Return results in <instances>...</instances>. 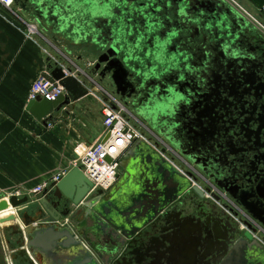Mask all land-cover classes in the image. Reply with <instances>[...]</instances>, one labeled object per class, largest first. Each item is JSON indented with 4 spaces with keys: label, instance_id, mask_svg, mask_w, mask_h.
<instances>
[{
    "label": "water",
    "instance_id": "1",
    "mask_svg": "<svg viewBox=\"0 0 264 264\" xmlns=\"http://www.w3.org/2000/svg\"><path fill=\"white\" fill-rule=\"evenodd\" d=\"M91 1L14 0V5L34 18L42 32L47 31L46 27L56 29L51 31L52 34L70 40L73 35H84L93 18L98 22L101 20L91 7L100 5L101 0L90 5ZM227 6L231 5L226 0H208L202 4L201 8L207 14L204 22L209 21V14L215 13L225 23ZM231 7L235 9L237 23L251 27L244 15ZM175 13L172 8L163 17L174 22ZM195 13L196 10L187 12L189 22L194 21ZM164 29L160 30L161 35L172 37L170 49L174 53L181 52L177 45L181 34L171 35L168 25ZM191 31L184 28L189 46L193 41ZM52 41L61 45L58 38ZM134 46V43L128 44L127 50L119 45L111 46L107 54L97 60L95 70L103 63L110 67L108 73H111L117 95L128 88L125 80L129 71L135 72L130 68L131 57L127 54ZM49 69V77L64 89L65 94L52 102L38 98L26 106L27 112L44 126L64 107L95 92L87 88L80 74L72 75L71 69L65 72L57 63L53 67L49 65ZM86 74L94 77L89 70ZM138 117L152 129L143 115L138 114ZM118 172L120 179L105 195L100 190L90 192L92 184L79 167H73L33 200L25 196L1 201L0 213L12 210V213L0 216L2 263L13 264L16 256L25 254L30 264H264V246L250 233L241 232L238 224L211 200L204 199L202 191L187 178H192L191 174H181L145 141L138 140L131 147L121 159ZM193 180L197 181L194 177ZM71 207L74 208L72 213ZM246 212L264 227L260 215L248 208ZM69 215L70 219H66ZM183 215L192 216L191 233L193 227L213 232L209 239L218 245V254L212 256L205 252L204 256L198 257L190 254L182 260L174 252L177 249L174 242L178 240L175 234L172 238L167 236V240L164 238V243L159 242L160 237L151 238L152 234L159 235L162 230L175 232ZM63 220L65 223L61 224ZM195 236L199 239L198 232ZM12 238L16 240L15 244H12ZM194 241L198 243L196 239ZM206 241L200 242L199 246L206 247ZM155 242L159 244V251L154 249Z\"/></svg>",
    "mask_w": 264,
    "mask_h": 264
},
{
    "label": "flooded vegetation",
    "instance_id": "2",
    "mask_svg": "<svg viewBox=\"0 0 264 264\" xmlns=\"http://www.w3.org/2000/svg\"><path fill=\"white\" fill-rule=\"evenodd\" d=\"M205 2L101 0L100 5L91 6L101 20L93 18L84 35H73L70 40L62 37L57 47L73 62L90 63L91 74L106 83L127 109L143 115L153 131L190 160L209 185L264 221L262 32L237 23L232 5L226 8L225 23L215 13L204 22L207 14L201 5ZM172 8L174 22L163 17ZM192 10L197 13L189 22L186 14ZM21 14L18 18L23 22L37 25L30 15ZM162 25L171 28V35L181 34L177 38L181 52L170 49L172 37L161 35ZM184 28L193 32L191 46ZM88 31L95 36H87ZM131 43L136 47L127 54L135 72L129 71L128 88L117 95L110 67L103 63L95 70V66L111 46L127 50ZM12 263L30 264L25 254Z\"/></svg>",
    "mask_w": 264,
    "mask_h": 264
},
{
    "label": "crops",
    "instance_id": "3",
    "mask_svg": "<svg viewBox=\"0 0 264 264\" xmlns=\"http://www.w3.org/2000/svg\"><path fill=\"white\" fill-rule=\"evenodd\" d=\"M232 2L264 26V11H261L264 0ZM13 10L22 15L15 5ZM31 24L43 38L37 35L32 39L27 38L20 19L0 7V202L10 197L25 196L33 200L36 197L33 189L43 184L51 186L54 177H62L75 167L76 156L73 151L77 145H92L102 135V129L92 127L88 117H78L76 113L90 97L64 107L47 126L27 112L29 89L38 78L49 77V65L53 67L57 63L70 69L63 59L68 57L62 55L57 47L59 44L52 41L62 38L52 34L51 31L56 29L46 27V37L37 25ZM250 25L258 31L252 23ZM261 39L264 41L263 33ZM119 179L118 172L117 181ZM115 184L103 194L109 193ZM70 209L72 213L74 208ZM188 217L181 216L180 226L175 228V232L166 229L159 235L151 233V238L160 237L159 242L164 243V238L167 240V236L172 238L175 234L178 240L174 242L177 246L174 252L182 260H185L186 255L193 254V251L196 257L204 256L205 252L212 253V256L218 254V245L215 246V242L209 239L213 232L199 231L193 227L194 232L191 233L189 223L192 216ZM200 220L203 218L200 217ZM196 232L199 239L195 236ZM206 240V247H200L199 243ZM11 241L15 244L16 240L12 238ZM155 243L154 249L159 251V244Z\"/></svg>",
    "mask_w": 264,
    "mask_h": 264
},
{
    "label": "built area",
    "instance_id": "4",
    "mask_svg": "<svg viewBox=\"0 0 264 264\" xmlns=\"http://www.w3.org/2000/svg\"><path fill=\"white\" fill-rule=\"evenodd\" d=\"M226 1L235 7L236 4H234L232 0ZM13 6L14 0H0L1 8L18 17L19 15L13 10ZM261 11L263 12L264 8H262ZM247 16L251 18L249 15ZM21 23L24 29L23 33L27 38L32 39V37L36 35L43 38L34 25L23 21H21ZM63 59L70 67L71 74L74 76L80 74L87 88L90 91H95L91 95L96 96L102 105L103 120L101 137L92 145L87 146L79 144L74 149V154L77 158L74 166L79 167L83 175L92 184L90 192L100 190L102 193H106L117 181L121 159L138 140H143L181 174L185 176L191 174L192 178L188 176L187 178L191 181L192 185L198 187L202 191L204 199L211 200L238 224V229L241 232L250 233L254 240L264 246L263 226L236 205L224 193L212 185H209L188 159L173 148L163 137L156 134L132 111L127 109L118 100L116 95L106 91L96 77L88 76L86 74L87 70H81L80 67L70 59H65V57H63ZM61 67L65 72L68 71L67 67L65 68L62 65ZM64 94V89L50 77H40L31 85L27 100L29 102L39 98L52 102ZM193 177L196 178L197 181H194ZM59 178L61 177H55L53 182L55 183ZM46 188H48L46 184L37 186L32 191L33 195L38 196ZM9 210L8 213L2 215L12 213V210Z\"/></svg>",
    "mask_w": 264,
    "mask_h": 264
},
{
    "label": "rangeland",
    "instance_id": "5",
    "mask_svg": "<svg viewBox=\"0 0 264 264\" xmlns=\"http://www.w3.org/2000/svg\"><path fill=\"white\" fill-rule=\"evenodd\" d=\"M236 9L238 8V10L240 11V13L242 15H244L250 22H252V24L254 26H256V28H258L263 34H264V26L258 22L254 17H252L250 15L251 18H249L247 15V13H245L244 11L240 10L238 6H236ZM22 21V20H21ZM20 21V22H21ZM78 65V67H80L81 70H88V68L90 67V63L88 62H82V63H79V62H74ZM102 85V87L112 93L108 87V85L105 83H100ZM113 94V93H112ZM90 99L85 103V106H83V108L81 110H78L77 115L78 117H81V116H86L88 117L89 119V124L94 127V128H99V129H102V105L100 103V101L96 98V96H89ZM99 109V110H98ZM156 133V132H155ZM157 134V133H156ZM160 136V135H159ZM162 137V136H160ZM74 152V151H73ZM77 159V158H76ZM191 163V162H190ZM192 164V163H191ZM194 165V164H192ZM195 166V165H194ZM57 177V176H56ZM55 178V177H54Z\"/></svg>",
    "mask_w": 264,
    "mask_h": 264
},
{
    "label": "bare ground",
    "instance_id": "6",
    "mask_svg": "<svg viewBox=\"0 0 264 264\" xmlns=\"http://www.w3.org/2000/svg\"><path fill=\"white\" fill-rule=\"evenodd\" d=\"M210 52V51H209ZM194 146V145H193ZM224 193V192H223ZM10 210L8 209V211H5V212H2L0 215H2V214H5V213H8ZM190 217V216H189ZM188 217V218H189ZM188 218H187V220H188ZM186 221V220H185ZM188 225V224H187ZM189 226V225H188ZM188 226H186V227H188ZM188 232V231H187ZM202 235V234H201ZM193 242V241H192ZM207 242V241H206ZM186 244V243H185ZM192 247V246H191ZM196 250V249H195ZM193 254H194V251H193ZM184 259V258H183Z\"/></svg>",
    "mask_w": 264,
    "mask_h": 264
}]
</instances>
